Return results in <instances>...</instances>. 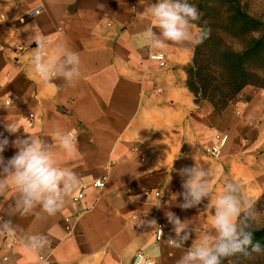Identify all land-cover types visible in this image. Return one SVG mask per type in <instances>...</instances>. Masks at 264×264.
<instances>
[{
    "label": "crops",
    "instance_id": "1",
    "mask_svg": "<svg viewBox=\"0 0 264 264\" xmlns=\"http://www.w3.org/2000/svg\"><path fill=\"white\" fill-rule=\"evenodd\" d=\"M155 2L0 0V140L35 138L57 167L80 177L55 215L40 203L27 208L4 172L17 150L5 147L0 264H131L138 253L151 264H179L205 237L215 243L221 196H236L241 215L264 194V90L244 87L221 113L197 105L186 81L201 30L190 24L186 41L157 48L146 32ZM69 52L79 53L78 66L65 64ZM36 55L51 64V81L35 74ZM73 68L79 75L65 80ZM6 118L18 133L5 131ZM65 137L73 150L63 148ZM193 168L204 171L209 194L182 209L192 202L182 185L193 175L183 170ZM167 212L185 224L187 241Z\"/></svg>",
    "mask_w": 264,
    "mask_h": 264
},
{
    "label": "clouds",
    "instance_id": "2",
    "mask_svg": "<svg viewBox=\"0 0 264 264\" xmlns=\"http://www.w3.org/2000/svg\"><path fill=\"white\" fill-rule=\"evenodd\" d=\"M143 3V0H140ZM104 9L105 5H98ZM151 17L150 26L146 29L147 37L157 47L162 49L165 42L180 44L186 41L190 35L189 25L201 19L202 13L196 5L189 3V0H157L148 7ZM35 15L37 13H34ZM153 29H159L157 33ZM211 34L210 28H204L196 46L204 43ZM163 37V39H160ZM38 48L41 41H35ZM81 62L78 52L67 53L65 64L79 65ZM32 66L35 74L44 81H51V64L44 63L40 55L33 58ZM79 75L78 68L66 70L63 73L65 80H71ZM5 131L9 134H16L20 127L15 122H8L7 118L3 122ZM3 136V133H0ZM6 146H11L17 151L8 159L4 172L9 174L14 183L24 194V203L27 208L33 207L34 203L42 204L44 211L49 215H55L64 206V197L72 192L80 184V177L73 170H66L57 167L52 154L42 146L35 138L17 137L9 141L8 138L0 140V165L4 164L3 152ZM62 146L66 151L75 148L72 141L65 137ZM184 172L191 171L193 175L182 185L186 189L183 193L185 199L190 195L191 203L179 205L182 209H187L199 205L203 198L209 194L207 183L203 181L205 173L202 170L184 169ZM3 185L0 184V187ZM231 187V186H230ZM253 205H249L252 207ZM166 217L175 224L174 231L177 236L181 232L184 235L181 240L187 241L191 235L186 231V226L178 217H174L172 212H167ZM240 216V201L231 194L221 196L215 205L213 226L218 236L214 244H209L207 237L204 242L195 245L180 260L179 264H221V258L245 252L247 246L251 245L252 252L262 251L260 244H252V232L238 230L236 219ZM150 226H157L155 219L147 221ZM162 235V231H161ZM169 245L179 247L177 241L171 237L168 239ZM144 257L140 256L136 264H143Z\"/></svg>",
    "mask_w": 264,
    "mask_h": 264
},
{
    "label": "trees",
    "instance_id": "3",
    "mask_svg": "<svg viewBox=\"0 0 264 264\" xmlns=\"http://www.w3.org/2000/svg\"><path fill=\"white\" fill-rule=\"evenodd\" d=\"M200 2L198 0L199 5ZM217 2V9L198 6L201 19L205 21L191 23L200 28L201 33L204 28H210L211 34L195 48L193 64L187 69L186 86L197 105L206 103L221 113L244 87H258L252 71L264 61V22L246 13L236 0ZM213 19L217 23H212ZM222 35L241 41V49L224 43ZM259 88L264 90V87ZM242 220L248 221L247 217H239V221ZM244 231L252 232V244L258 242L264 247V229L245 228ZM250 248L251 245L245 252L232 256L240 257Z\"/></svg>",
    "mask_w": 264,
    "mask_h": 264
},
{
    "label": "rangeland",
    "instance_id": "4",
    "mask_svg": "<svg viewBox=\"0 0 264 264\" xmlns=\"http://www.w3.org/2000/svg\"><path fill=\"white\" fill-rule=\"evenodd\" d=\"M204 1V2H203ZM208 1V3L206 2ZM240 4L241 8L248 13L249 15L261 20L264 22V0H236ZM189 3H192L201 7H213L211 9H217L218 2L217 0H201L200 5L198 0H189ZM204 22L205 20H198ZM196 21V22H198ZM209 21V20H208ZM212 23H217L215 19L211 20ZM200 29V28H199ZM201 30V29H200ZM223 42L227 45H231L236 50L241 49V41L234 40L229 36L222 35L221 37ZM256 71H252L254 75V81L257 83L258 87H264V61L256 67ZM260 89V88H259ZM253 206L245 214H241L239 217H247L248 221H237L238 230L249 228L254 231L264 229V194L252 204ZM260 253L252 252L250 248L244 255L240 257L229 256L226 258H221V264H264V247L261 248Z\"/></svg>",
    "mask_w": 264,
    "mask_h": 264
},
{
    "label": "built area",
    "instance_id": "5",
    "mask_svg": "<svg viewBox=\"0 0 264 264\" xmlns=\"http://www.w3.org/2000/svg\"><path fill=\"white\" fill-rule=\"evenodd\" d=\"M34 13H39V10H37V11H33L31 14H32V15H35ZM212 152L215 153V150H213ZM104 183H105V180H104V179H100V180L95 181L93 186H94L95 188H97V189H101V188H103ZM82 191H83V189L79 192V194H78L77 197L75 198V201H78V200H80V199L83 197V192H82ZM155 195L158 196V193H156ZM161 231H162V226H161V225H158V226H157V231H156V233H155V240H156V241H160V240H161V238H162ZM140 256H143V257H144L143 264H151V262L147 259V257H145V256H144L143 254H141V253H138V254L134 257V259H133V261H132L131 264H136V260H137V258L140 257Z\"/></svg>",
    "mask_w": 264,
    "mask_h": 264
}]
</instances>
